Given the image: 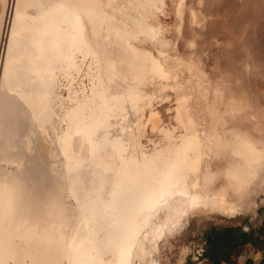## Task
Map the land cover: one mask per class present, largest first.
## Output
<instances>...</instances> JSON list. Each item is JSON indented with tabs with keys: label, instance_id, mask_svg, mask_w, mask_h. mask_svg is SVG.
Listing matches in <instances>:
<instances>
[{
	"label": "bare ground",
	"instance_id": "1",
	"mask_svg": "<svg viewBox=\"0 0 264 264\" xmlns=\"http://www.w3.org/2000/svg\"><path fill=\"white\" fill-rule=\"evenodd\" d=\"M2 2L3 21L6 0ZM103 2H17L0 85V132L8 127L7 139L0 136V163L13 162L18 171L0 165V264H136L137 257L157 264L151 258L157 238L179 228L194 209L209 204L212 209L232 211L226 193L193 191L200 185L199 171L209 156L205 141H215V137L211 132L200 136L197 116L186 98L178 106L185 133L176 139L169 129L162 128L165 147L156 154L141 149L137 155L129 147L139 146L140 137L135 139L123 122L125 140L111 139L108 134L102 141L95 138L97 129L112 125L110 116L123 103L120 95L96 87L103 104L94 102L89 107L85 95H76V103L68 107L54 90L56 71L79 70L83 60L95 52L86 27L92 23L95 36L100 35ZM168 67L155 64L152 74L166 76ZM59 106L66 108L63 119L67 129L56 140L64 159L61 166L51 165L48 172H42L48 181L45 184L41 179L45 184L41 190L37 170L25 171L21 142L27 133L16 127V119L26 112L30 124L36 123L39 115L50 120ZM154 116L152 112V120H156ZM17 134L23 138L18 144L14 140ZM244 146L248 162L260 161L263 150L249 140ZM70 198L75 199L74 206L69 204ZM161 211L165 217L161 223L154 222L153 217Z\"/></svg>",
	"mask_w": 264,
	"mask_h": 264
},
{
	"label": "rangeland",
	"instance_id": "2",
	"mask_svg": "<svg viewBox=\"0 0 264 264\" xmlns=\"http://www.w3.org/2000/svg\"><path fill=\"white\" fill-rule=\"evenodd\" d=\"M17 2L6 0L2 21L4 5L0 0V85ZM103 14L98 37L92 23L86 27L87 40L95 52L83 60L79 70L56 71L54 90L68 107L83 95L89 107L94 102L103 104L96 87L120 95L122 109L112 113L110 127L97 129L95 138L102 141L108 134L111 139L125 140L123 122L135 139L140 137L141 147H129L137 155L141 149L156 154L165 147L162 128L169 129L176 139L185 133L178 106L186 98L197 116L200 136L211 132L215 137V141H205L209 156L202 162L200 185L193 191L226 193L232 208L221 211L206 204L194 209L179 228L157 238L151 258L157 264H203L204 233L213 226H242L263 236L264 155L260 161L248 162L244 141L264 152V0H104ZM77 59L82 60V55ZM155 64L165 69L169 66L170 77L168 72L154 76ZM64 109H54L50 120L39 115L36 123L28 122L26 112L16 119V127L27 133L21 142L25 171L35 168L45 184L48 177H42V172H48L51 165L61 166L64 159L56 143L67 129ZM152 112L156 120L151 119ZM6 129L0 132L4 141ZM20 139L23 141L19 134L14 136L17 144ZM44 146L47 150H41ZM0 165L18 171L13 162L2 160ZM42 180L38 182L40 189L45 185ZM68 202L76 204L74 198ZM154 217V222L161 223L165 212ZM262 255L257 247L246 245L236 261L245 264L251 257L258 264ZM135 263L148 262L137 257Z\"/></svg>",
	"mask_w": 264,
	"mask_h": 264
},
{
	"label": "trees",
	"instance_id": "3",
	"mask_svg": "<svg viewBox=\"0 0 264 264\" xmlns=\"http://www.w3.org/2000/svg\"><path fill=\"white\" fill-rule=\"evenodd\" d=\"M264 231V229H263ZM254 229L244 230L242 226H213L204 233L203 264H237V257L242 254L243 247L252 245L262 251L258 264H264V233L256 234ZM245 264H256L248 257Z\"/></svg>",
	"mask_w": 264,
	"mask_h": 264
},
{
	"label": "flooded vegetation",
	"instance_id": "4",
	"mask_svg": "<svg viewBox=\"0 0 264 264\" xmlns=\"http://www.w3.org/2000/svg\"><path fill=\"white\" fill-rule=\"evenodd\" d=\"M121 109H122V106H121V108H120L119 110H121ZM52 114H53V113H52ZM52 114H51V115H52Z\"/></svg>",
	"mask_w": 264,
	"mask_h": 264
}]
</instances>
